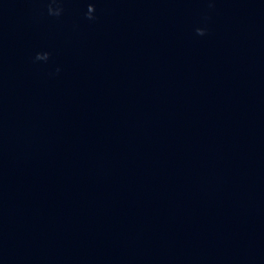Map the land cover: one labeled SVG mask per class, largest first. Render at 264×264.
I'll return each instance as SVG.
<instances>
[{"label": "water", "instance_id": "water-1", "mask_svg": "<svg viewBox=\"0 0 264 264\" xmlns=\"http://www.w3.org/2000/svg\"><path fill=\"white\" fill-rule=\"evenodd\" d=\"M0 264H264V0H0Z\"/></svg>", "mask_w": 264, "mask_h": 264}]
</instances>
